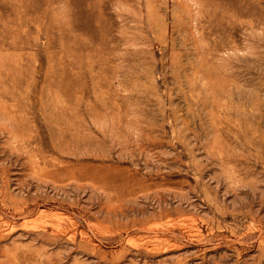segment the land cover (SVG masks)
Instances as JSON below:
<instances>
[{"label":"rangeland","instance_id":"obj_1","mask_svg":"<svg viewBox=\"0 0 264 264\" xmlns=\"http://www.w3.org/2000/svg\"><path fill=\"white\" fill-rule=\"evenodd\" d=\"M0 264H264V0H0Z\"/></svg>","mask_w":264,"mask_h":264}]
</instances>
